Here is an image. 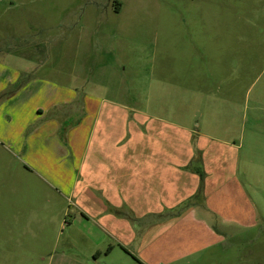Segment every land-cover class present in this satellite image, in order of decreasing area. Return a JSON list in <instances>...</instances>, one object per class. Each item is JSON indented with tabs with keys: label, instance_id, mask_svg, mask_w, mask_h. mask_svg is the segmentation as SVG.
Instances as JSON below:
<instances>
[{
	"label": "rangeland",
	"instance_id": "1",
	"mask_svg": "<svg viewBox=\"0 0 264 264\" xmlns=\"http://www.w3.org/2000/svg\"><path fill=\"white\" fill-rule=\"evenodd\" d=\"M41 85L73 97L54 104L59 97L36 94ZM7 101L0 264H264V0H0V105ZM36 106L81 118L83 183L56 179L67 178L69 162L49 155L44 132L33 144L40 159L2 137L22 135L12 110ZM77 110H89L86 121ZM104 110L125 111L124 120L115 116L106 131ZM141 122L142 139L155 141L146 155L175 157L174 166L189 157V169L205 160L206 184L170 208L145 194L113 240L82 214L102 200L89 194V157L103 137L130 146ZM154 165L145 161L144 172Z\"/></svg>",
	"mask_w": 264,
	"mask_h": 264
},
{
	"label": "crops",
	"instance_id": "2",
	"mask_svg": "<svg viewBox=\"0 0 264 264\" xmlns=\"http://www.w3.org/2000/svg\"><path fill=\"white\" fill-rule=\"evenodd\" d=\"M15 77L17 78V73H14L11 82L14 81ZM43 87L44 86L41 85L36 94L41 95L43 93V95H46V98H51L53 101L59 97L61 101H54V104L69 102L73 97L63 99L61 94L58 95L57 90L51 89L44 92ZM28 88L29 87H24L20 91L24 93ZM21 92H19L18 97L21 96ZM14 98H16V95ZM7 103L8 101L1 104L2 106L0 105V111H2L1 109H3V106H6ZM84 104L87 108L88 102L86 101ZM37 106L34 107V109L31 108V110H12V114L19 115L17 120L21 125V130H19L22 134L20 135L21 138L19 136V138L16 139V136L10 133V129H3L6 131L1 133L2 137L13 144L12 146L15 148V151L19 149V151H17L18 154L21 155L22 150L24 156L32 155L34 158L40 159L36 149H34L35 145L33 146V144L36 142V139L40 138L39 136H41L42 132H44L42 137L47 135V142L53 146L49 155L58 157V160L62 163L69 162V164L65 166L67 167L68 174H62L67 178L60 179L56 175V179L60 180V183L63 185L64 183H67L68 185V181L71 177L76 176L75 183L77 181V183H79V181L83 183V179L80 178L81 170L86 162L85 160L87 156H82L80 153V141L78 140V137L79 129H81V118L79 119L78 117V119L73 122L72 117H67V114L69 113L68 111L70 110H49V108L45 106L46 110L41 107L37 108ZM97 111L99 112L100 110ZM77 112H82V119L83 121H86L89 110H77ZM104 112L105 122L103 121L102 125L105 127L106 131L111 130V128L115 126L113 124V121L116 120L115 116L120 115L124 120L125 111L104 110ZM69 120H72L71 125H67L69 124ZM10 125L11 124L8 126ZM86 125H88V122ZM64 127H66V129ZM136 127L138 130L137 125ZM144 127V124L141 122L139 124L140 138H138V132H136V140H134L130 146L128 145V141H122V137L115 139L116 143H113V140H108L103 137L98 145H96L93 155L89 157L91 159L89 165L91 172L88 176L90 181L87 183L91 190L89 194H95V197L104 200L105 204L102 200L97 201L100 203L93 206V210H91L92 212L88 211L82 205H77V207L82 211L87 210V214L82 212L84 217H89L88 220H94L93 222H95L105 234H109L113 237V240L120 238L117 230L120 224L127 220H125L127 215L124 216L127 207L132 210L142 208L145 200L144 195L149 194L150 191L161 195V199L156 200L154 203L156 204L155 207L161 208L159 206H162L164 208H170L175 206L176 198L178 196L182 195L183 197L190 198L196 194L199 187L200 189L202 186L205 188L206 161L203 160V167H192L189 169L186 165L192 160V158L190 159L189 157H183V160L177 162L176 166H174L172 163H175V157L162 155L154 156L152 153L146 155L145 151L148 150L150 144L155 143V141H145L142 139L144 132H147V130H144ZM151 129V132L154 134L155 130L153 129V126ZM93 134L94 127L90 130V137ZM174 142L175 140L171 142V145L176 144ZM163 144L170 145V141L166 140ZM105 147L108 149L107 155L103 153ZM133 147L134 152L136 151V153H132ZM112 150L114 151L113 154L111 153ZM139 151L141 152L138 154ZM145 161L155 164L153 168L150 167V170L154 169V171H151V176L144 172L143 164ZM133 162L136 164H133ZM138 162L139 164H142V166H138ZM160 163L167 164L160 167ZM102 164L103 167L101 170ZM65 167H63V170ZM177 170L182 172V174L177 176ZM98 195L102 197H99ZM158 203L160 204L159 206L157 205ZM119 212L121 214H119ZM197 217H199L196 219L197 222L202 219L205 220V217L203 218L202 214H197ZM120 230L121 229H119V231ZM83 234L85 233L83 232ZM88 238L91 239L90 237ZM75 256L71 255L70 258H74Z\"/></svg>",
	"mask_w": 264,
	"mask_h": 264
}]
</instances>
